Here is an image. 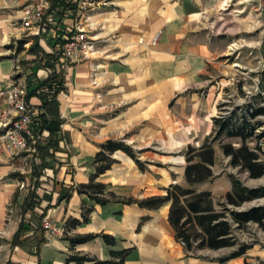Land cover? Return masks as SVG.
<instances>
[{"label": "crops", "instance_id": "1", "mask_svg": "<svg viewBox=\"0 0 264 264\" xmlns=\"http://www.w3.org/2000/svg\"><path fill=\"white\" fill-rule=\"evenodd\" d=\"M37 1L0 0V91L20 82L30 92L48 77L35 61L25 62L33 58L27 52L36 37L52 52L54 36L81 25L95 38V52L70 65L60 60L62 88L48 121L58 137L43 166L35 150L11 157L0 148V264H75L72 255L106 260L113 250H127L123 264H222L220 258L231 250L193 253L176 239L170 203L158 209L117 200L101 204L79 186L96 173L95 156L107 140H123L143 163L141 168L126 152H113L115 162L95 179L107 193L142 199L185 181L187 146L213 129L217 116L214 95H200L198 89L205 85L208 64L222 51L205 18L225 1L77 3L76 11L57 17L58 28L36 34L25 30L21 18L24 6ZM31 101L40 102L36 96ZM5 108L0 94V111ZM32 189L36 203L26 209ZM85 209H90L88 221L68 230L66 222L82 220ZM44 218L61 234L43 230ZM88 234L96 236L71 245L69 238ZM101 234L113 236L115 243H106ZM259 260L264 261V247L254 243L225 264Z\"/></svg>", "mask_w": 264, "mask_h": 264}, {"label": "trees", "instance_id": "2", "mask_svg": "<svg viewBox=\"0 0 264 264\" xmlns=\"http://www.w3.org/2000/svg\"><path fill=\"white\" fill-rule=\"evenodd\" d=\"M78 0H50L44 20L43 29L50 30L58 28L60 22L58 16H63L68 11L78 9ZM54 36L55 44L52 52H46L38 43L35 42L28 49V56H33L26 63L35 61L41 68L47 69L48 77L44 81H39L32 91L27 94V101L36 108L37 115L34 122L35 132L42 135L40 142L33 145L35 156L41 158L39 166H43L45 155L51 156L49 152L54 149V142L57 135L50 130L48 121L53 111L57 107L56 93L62 88V62L61 47L66 39L64 34ZM23 42L18 43V49H21ZM264 92V81L260 86ZM260 91L255 99L257 102L248 101L243 106H237L227 115H218L213 117L214 133L206 136L204 142L195 146L189 144L185 151L186 166L184 178L187 186L179 183L171 184L166 188V193L154 195L142 199L133 197H119L113 192H106V185L96 181V177L105 172L115 162L111 154L117 150H122L130 155L136 163L142 168L143 163L137 157L133 148L123 140H107L102 144L101 149L96 153L95 164L96 173L92 176L90 182L81 184L79 191L90 196L98 203L106 204L109 201L117 200L123 203H137L139 206L149 209H158L161 206L170 203L169 221L175 230L176 239L183 243L185 249L193 252L195 249H219L223 247H232L237 244V238L234 234L235 229H242L247 224L254 222L264 228V205L253 206L250 209L239 210L238 207L247 201L264 197V186L248 187L233 177L232 188L227 191L224 200L214 201L210 190H198L195 188L209 178L213 173V166L216 159L215 142H218L219 148L226 157L230 158L233 166L248 171L251 177H260L264 174V160L259 152L260 147L254 148L248 145V140L259 136L256 132L259 121L253 122L259 116H264V105L258 100H264ZM36 96L40 102L38 104L31 101V97ZM239 111L241 114H238ZM264 135V131L262 134ZM221 136L237 140L224 142ZM36 194L34 189L30 190L25 201L26 209H33L36 203ZM220 207V208H218ZM90 209H85L83 219L70 218L66 222L69 229L88 221ZM43 230H45L43 228ZM96 235H80L69 238L71 245L82 243L93 239ZM105 242L113 245L115 239L109 234H101ZM251 246L242 244L228 258H233L244 254ZM127 250L111 251V258L100 260L89 255H72L69 260L75 261V264H123L126 258ZM228 258H222V264Z\"/></svg>", "mask_w": 264, "mask_h": 264}, {"label": "rangeland", "instance_id": "3", "mask_svg": "<svg viewBox=\"0 0 264 264\" xmlns=\"http://www.w3.org/2000/svg\"><path fill=\"white\" fill-rule=\"evenodd\" d=\"M224 1L205 18V22H208L209 28L213 29V34L220 42L222 51L218 58L208 64L203 76L205 85L198 89L200 95L207 93L214 95L213 106L217 116L230 114L234 108L243 106L248 101L257 102L255 96L262 92L260 86L264 81V0ZM262 96L264 97V92ZM258 101L264 105V100ZM257 121L261 123L256 130L259 136L248 140V145L252 148L259 146V152L264 160V135H260L264 131V116H259L253 122ZM211 133L216 134L214 128L200 134L198 140L191 143L199 146ZM221 140L234 141L235 145H239L234 139L221 136ZM214 145L216 148L215 164L212 167L214 175L197 184L195 188L210 190L217 204L223 201L226 192L231 190L233 177L248 187L264 186V174L260 177H251L248 171L231 165L230 158L223 154L218 142ZM24 153L26 154V152L22 154ZM31 154L32 152L29 154L30 157L33 156ZM176 158L179 159L178 156ZM182 185L187 186L186 181L182 180ZM259 205H264V197L247 201L238 209L246 210ZM234 234L237 238L236 245L224 250L213 249L217 250L213 251L214 254H223L231 250L229 255H222L220 259L228 258L242 244L251 246L256 243L264 247V228L254 222L242 229H235ZM200 250L203 249H195L194 253ZM249 264H264V261Z\"/></svg>", "mask_w": 264, "mask_h": 264}, {"label": "built area", "instance_id": "4", "mask_svg": "<svg viewBox=\"0 0 264 264\" xmlns=\"http://www.w3.org/2000/svg\"><path fill=\"white\" fill-rule=\"evenodd\" d=\"M78 3L93 6L97 1L78 0ZM49 4L47 0H38L24 6L21 23L25 30L34 31L36 34L44 30L43 20ZM64 37L66 41L61 47L60 60H64L67 65L88 60L95 52V38L81 25L76 26L74 31L66 32ZM157 38L158 34L153 43ZM0 94L5 96L6 102V108L0 111V148L5 147L11 157L35 150L33 145L41 141L42 135L34 130L37 111L27 101L26 86L17 82L0 91ZM42 226L49 234H61L59 228L49 218L43 219Z\"/></svg>", "mask_w": 264, "mask_h": 264}]
</instances>
